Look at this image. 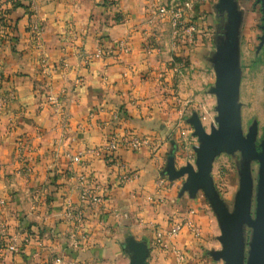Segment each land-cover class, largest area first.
Segmentation results:
<instances>
[{"label":"crops","instance_id":"0c3cea01","mask_svg":"<svg viewBox=\"0 0 264 264\" xmlns=\"http://www.w3.org/2000/svg\"><path fill=\"white\" fill-rule=\"evenodd\" d=\"M184 2L191 39L158 14ZM259 7L0 0V264H174L172 225L184 264H220L213 195L175 174L198 170L194 120L216 127L212 55L250 42Z\"/></svg>","mask_w":264,"mask_h":264},{"label":"rangeland","instance_id":"374dc122","mask_svg":"<svg viewBox=\"0 0 264 264\" xmlns=\"http://www.w3.org/2000/svg\"><path fill=\"white\" fill-rule=\"evenodd\" d=\"M259 30L248 43H243L242 48L223 49L214 52L212 61L215 66V86L219 76L221 58L232 61L228 65L233 75V95L236 110V123L244 138L250 134L254 137V145L259 150V145L264 133V44L262 36V14L258 9ZM215 94V93H214ZM217 96V95H216ZM218 100V97H217ZM259 164L257 160L245 159L240 150H221L213 156L211 161L210 180L216 198L225 215L231 216L239 212V201L243 190L247 189V212L254 218L257 196ZM246 191V190H245ZM233 230V240L228 244L230 251L239 257L243 264H249L253 231L245 222H241ZM220 264H226L224 259Z\"/></svg>","mask_w":264,"mask_h":264},{"label":"water","instance_id":"95a60500","mask_svg":"<svg viewBox=\"0 0 264 264\" xmlns=\"http://www.w3.org/2000/svg\"><path fill=\"white\" fill-rule=\"evenodd\" d=\"M233 0H221V4L232 9ZM260 4V11L262 14V36L261 42L264 44V0H256ZM221 60V59H220ZM218 62L219 76L217 77V84L214 88V92L218 97V107L216 118V127H212L210 132L207 133L201 127L198 120H194L193 125L195 128V134L198 135L201 143L197 149L198 154V170L195 172L190 166L183 168L177 172L176 176L188 174V180L185 187L191 191H194L197 187L203 188L208 193H211L213 197L214 207L218 211V214L222 218L224 223V233L222 236L223 251L220 253V257L226 261V264H243L242 258L239 257V251L236 255L230 251L228 244L233 240V230L238 228L239 223H247L253 231L252 244L249 264H264V133L259 145V150H256L254 145V137L250 134L247 138H244L241 134L236 123V110L234 104L233 95V75L232 71L228 68L226 63L221 64L222 60ZM235 151L240 150L245 159L257 160L259 164L258 181H257V196L255 204L254 218H251L247 212V199L245 193L247 189L243 190V195L239 201V212L227 216L220 206V201L216 198L210 180L211 161L217 151L221 150ZM235 229V230H236ZM138 258L131 264H144V258L146 252L142 249L137 250Z\"/></svg>","mask_w":264,"mask_h":264},{"label":"built area","instance_id":"2783aa9c","mask_svg":"<svg viewBox=\"0 0 264 264\" xmlns=\"http://www.w3.org/2000/svg\"><path fill=\"white\" fill-rule=\"evenodd\" d=\"M116 1L117 0H111V3H114ZM190 7L191 6L189 2H184L181 5H177L174 7L163 6L159 8L158 14L160 17L167 16L169 18L175 33H180L181 35H184L185 37L191 39L193 35L197 33V25L186 14V10L190 9ZM3 14V9L0 8V17L4 16ZM146 143V139L137 136L131 137L130 139H127L125 141V145L132 150H138ZM117 148V142L114 139L109 140L105 146V149L110 154L115 152ZM92 198L96 200V198ZM180 227L179 225H172L167 230V233L165 235L162 232L157 233V241L161 244L163 251L172 253L173 256L176 258L174 264H184V252L175 250L173 247L170 246L168 242H165L164 237L166 236V238H169L176 235ZM9 249L16 251V246L11 245Z\"/></svg>","mask_w":264,"mask_h":264},{"label":"trees","instance_id":"16d2710c","mask_svg":"<svg viewBox=\"0 0 264 264\" xmlns=\"http://www.w3.org/2000/svg\"><path fill=\"white\" fill-rule=\"evenodd\" d=\"M104 3H111V0H104Z\"/></svg>","mask_w":264,"mask_h":264}]
</instances>
